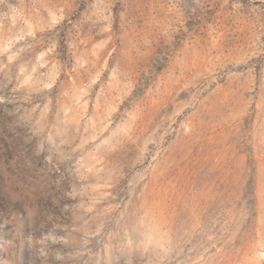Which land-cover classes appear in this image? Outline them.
<instances>
[{"label": "rangeland", "instance_id": "obj_1", "mask_svg": "<svg viewBox=\"0 0 264 264\" xmlns=\"http://www.w3.org/2000/svg\"><path fill=\"white\" fill-rule=\"evenodd\" d=\"M0 264H264V0H0Z\"/></svg>", "mask_w": 264, "mask_h": 264}]
</instances>
